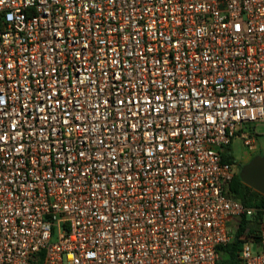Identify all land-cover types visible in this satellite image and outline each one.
I'll return each instance as SVG.
<instances>
[{"label": "built area", "instance_id": "obj_1", "mask_svg": "<svg viewBox=\"0 0 264 264\" xmlns=\"http://www.w3.org/2000/svg\"><path fill=\"white\" fill-rule=\"evenodd\" d=\"M260 124L264 0H0V264H219Z\"/></svg>", "mask_w": 264, "mask_h": 264}, {"label": "trees", "instance_id": "obj_2", "mask_svg": "<svg viewBox=\"0 0 264 264\" xmlns=\"http://www.w3.org/2000/svg\"><path fill=\"white\" fill-rule=\"evenodd\" d=\"M223 161L232 167L237 164L230 147L226 149ZM228 195L242 202L246 207L258 210L253 218L247 217L245 214L242 215L239 219L238 229L235 232L233 241L220 248L221 260L219 264H239V252L243 243L252 237L256 245L258 243L259 232L264 222V195L244 184L239 177V173L234 176L228 188ZM43 255L41 253L34 264H43Z\"/></svg>", "mask_w": 264, "mask_h": 264}, {"label": "water", "instance_id": "obj_3", "mask_svg": "<svg viewBox=\"0 0 264 264\" xmlns=\"http://www.w3.org/2000/svg\"><path fill=\"white\" fill-rule=\"evenodd\" d=\"M239 177L244 184L264 195V156L253 157L241 168Z\"/></svg>", "mask_w": 264, "mask_h": 264}, {"label": "rangeland", "instance_id": "obj_4", "mask_svg": "<svg viewBox=\"0 0 264 264\" xmlns=\"http://www.w3.org/2000/svg\"><path fill=\"white\" fill-rule=\"evenodd\" d=\"M254 130L258 133L259 137V150L256 154H262L264 156V124L253 126ZM231 152L233 153L234 157L240 162V164H246L248 163V160H246L249 157V151L243 146V143L236 139L232 146H231ZM241 166V165H240ZM240 166L238 165L236 169V173H239ZM239 224V219H235L231 223L232 229L235 231L237 226Z\"/></svg>", "mask_w": 264, "mask_h": 264}, {"label": "crops", "instance_id": "obj_5", "mask_svg": "<svg viewBox=\"0 0 264 264\" xmlns=\"http://www.w3.org/2000/svg\"><path fill=\"white\" fill-rule=\"evenodd\" d=\"M230 148H231V146H230ZM232 153V152H231ZM233 154V153H232ZM255 156V154L254 155H249V157L246 159V160H251L253 157ZM236 162H237V164L235 165V169H237V167H238V165L240 164V162L236 159Z\"/></svg>", "mask_w": 264, "mask_h": 264}, {"label": "flooded vegetation", "instance_id": "obj_6", "mask_svg": "<svg viewBox=\"0 0 264 264\" xmlns=\"http://www.w3.org/2000/svg\"><path fill=\"white\" fill-rule=\"evenodd\" d=\"M257 155H262V154H255V156H257ZM255 156H254V157H255ZM262 156H263V155H262ZM249 161H250V160H249ZM249 161H248V162H249ZM246 164H247V163H246ZM246 164H239V166L241 165V166H240V170H241V168H242L244 165H246ZM240 170H239V172H240Z\"/></svg>", "mask_w": 264, "mask_h": 264}]
</instances>
